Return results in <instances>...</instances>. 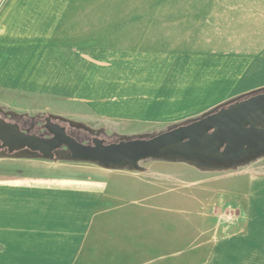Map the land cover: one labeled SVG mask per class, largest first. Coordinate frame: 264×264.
Masks as SVG:
<instances>
[{
    "label": "rangeland",
    "instance_id": "374dc122",
    "mask_svg": "<svg viewBox=\"0 0 264 264\" xmlns=\"http://www.w3.org/2000/svg\"><path fill=\"white\" fill-rule=\"evenodd\" d=\"M55 2L58 21L69 0ZM114 3L121 12L152 11L145 24L151 20L146 29L153 48H190L199 38L192 26L193 0ZM15 26L0 27V114L39 136H49L43 125L50 118L85 144L93 137L106 142L149 138L264 91V66L250 65L247 57L215 56L208 63L200 54L180 64L175 49H59L48 46L46 34L25 38V44L38 41L39 48L22 49L20 55L5 43L15 36ZM257 155L227 166L147 158L132 169L72 159L65 146L50 159L26 150L0 151V264L53 260L17 257L10 247L7 251L5 239L37 236V219L63 215L70 201L95 222L119 223L98 230L91 225L89 235L136 240L137 255L127 260L112 252L111 264L200 263L219 237L239 231L240 204L246 201L248 187L245 175L250 174L246 170L264 165ZM78 190L93 195L81 196ZM47 227L51 225H40ZM86 260L100 264L103 253L96 249Z\"/></svg>",
    "mask_w": 264,
    "mask_h": 264
},
{
    "label": "crops",
    "instance_id": "0c3cea01",
    "mask_svg": "<svg viewBox=\"0 0 264 264\" xmlns=\"http://www.w3.org/2000/svg\"><path fill=\"white\" fill-rule=\"evenodd\" d=\"M42 1L3 0L0 3V27L16 24L15 36L11 37L12 41L6 40V48L19 49L20 55H23L22 49L39 48L38 41L25 44V38L34 40L46 34L48 46L52 48H80L98 52L110 48L134 49L136 45V49L149 53L153 49H175L180 64L202 54L208 63L215 56H242L249 58L250 65L264 66V0H193L191 16L195 20L192 26L199 33V38L190 48L181 45L153 48L149 43L150 30L146 29L151 20L145 24L146 17L152 16L150 10L138 14L131 9L121 12L119 4L114 3L118 0H69L56 21L55 0ZM202 10L211 13H200ZM164 20L167 18L164 17ZM258 158L263 159L264 153L258 154L256 160ZM251 169L246 170L250 174L245 175L248 187L246 201L240 204L242 215L238 218L239 231L219 237L207 259L195 264H264V165ZM78 191L82 192L81 196L93 195L88 190ZM72 204L70 201L69 207L64 208L63 215L62 211L56 217L36 218L39 228L34 227V230H37V236L6 238L7 251L10 247L13 255L20 258H53L45 264H74L77 258H81L80 264H88L85 258H90L96 249L103 253L104 262L100 260V264H111L114 260L110 257L112 252L114 254L111 256L127 260L137 255L140 248L133 237L88 234L91 225L98 226L96 230L102 226L118 225L114 219L95 222L92 217L86 216L83 208ZM40 225L51 227L43 229ZM8 241L12 243L8 244ZM56 258L67 260L56 261ZM38 260L33 264H38Z\"/></svg>",
    "mask_w": 264,
    "mask_h": 264
},
{
    "label": "water",
    "instance_id": "95a60500",
    "mask_svg": "<svg viewBox=\"0 0 264 264\" xmlns=\"http://www.w3.org/2000/svg\"><path fill=\"white\" fill-rule=\"evenodd\" d=\"M43 127L48 137L3 123L1 147L10 153L26 150L50 159L65 146L72 159L97 162L110 168L133 169L147 158H178L227 166L264 153V91L149 138L106 142L93 137L91 143L85 144L50 118H45Z\"/></svg>",
    "mask_w": 264,
    "mask_h": 264
},
{
    "label": "flooded vegetation",
    "instance_id": "af4514ba",
    "mask_svg": "<svg viewBox=\"0 0 264 264\" xmlns=\"http://www.w3.org/2000/svg\"><path fill=\"white\" fill-rule=\"evenodd\" d=\"M3 123H5V124H7V125H17V124H15V123L9 121L6 117H4V116H2V115L0 114V128L3 127ZM17 126L19 127V125H17ZM43 128H44V127H43ZM19 129H21V128L19 127ZM28 133H33V132H28ZM0 151H6V152L8 151L7 148H2V147H1V141H0Z\"/></svg>",
    "mask_w": 264,
    "mask_h": 264
}]
</instances>
